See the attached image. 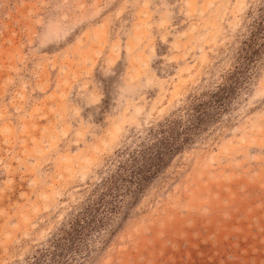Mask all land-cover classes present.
Segmentation results:
<instances>
[{"label":"rangeland","instance_id":"1","mask_svg":"<svg viewBox=\"0 0 264 264\" xmlns=\"http://www.w3.org/2000/svg\"><path fill=\"white\" fill-rule=\"evenodd\" d=\"M0 264H264V0H0Z\"/></svg>","mask_w":264,"mask_h":264}]
</instances>
